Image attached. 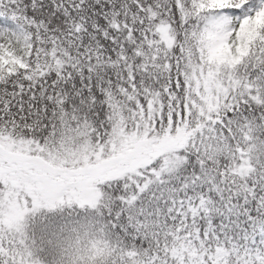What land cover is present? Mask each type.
Segmentation results:
<instances>
[{
	"label": "snow or ice",
	"instance_id": "1",
	"mask_svg": "<svg viewBox=\"0 0 264 264\" xmlns=\"http://www.w3.org/2000/svg\"><path fill=\"white\" fill-rule=\"evenodd\" d=\"M0 264H264V0H0Z\"/></svg>",
	"mask_w": 264,
	"mask_h": 264
}]
</instances>
